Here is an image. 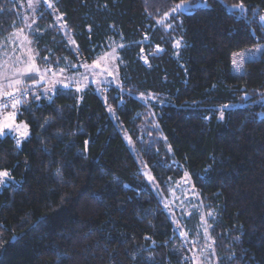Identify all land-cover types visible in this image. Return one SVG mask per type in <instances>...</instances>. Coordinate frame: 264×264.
I'll use <instances>...</instances> for the list:
<instances>
[{
    "label": "trees",
    "instance_id": "trees-1",
    "mask_svg": "<svg viewBox=\"0 0 264 264\" xmlns=\"http://www.w3.org/2000/svg\"><path fill=\"white\" fill-rule=\"evenodd\" d=\"M182 3L201 5L173 14ZM20 15L0 0V40L22 28ZM39 18L30 39L42 69L91 64L123 43L122 88L108 95L159 188L186 172L219 214V264H264V52L243 76L231 71L233 54L264 45V0H54ZM18 120L29 139H0L12 178L0 192V264H193L93 87L31 96Z\"/></svg>",
    "mask_w": 264,
    "mask_h": 264
},
{
    "label": "rangeland",
    "instance_id": "rangeland-1",
    "mask_svg": "<svg viewBox=\"0 0 264 264\" xmlns=\"http://www.w3.org/2000/svg\"><path fill=\"white\" fill-rule=\"evenodd\" d=\"M21 9V29H15L6 39L0 40V96L8 91H30L33 99L51 101L59 89H75L83 93L89 87L99 95L107 105L108 112L116 123L118 130L123 134L127 144L134 152L142 174L154 191L160 196L180 238L185 252L193 264H219L213 238V227L219 220V214L209 209L202 201L199 192L193 185L189 175L184 172L181 179L169 180L167 194L158 186L156 179L143 161L140 151L146 145L138 146L123 129L108 95L114 89L121 90L122 84L119 75L121 66L120 50L124 47L121 42H112L108 51L102 53L94 63H87L78 56V63L69 64L59 69L52 67L42 69L37 63V51L33 46L30 35L35 33L40 11L44 7L53 11L54 0H15ZM201 3H182L180 6L188 8L190 12ZM177 7V6H176ZM184 12V13H186ZM179 14V13H173ZM171 14L167 15L159 25L172 30L169 25ZM57 25L74 48L76 46L71 35L67 32L63 19L57 15ZM264 26V19H262ZM179 41V47H177ZM175 42L176 54L182 48V42ZM77 49V48H76ZM264 52V45H256L233 54L231 71L237 76L246 73V64L258 60ZM235 61V63H234ZM4 94V95H5ZM2 95V96H4ZM137 99L150 107L157 103L153 96H139ZM22 107V106H21ZM20 108L16 111L0 114V139L6 136L13 137L19 147L29 139V127L25 121L18 120ZM15 116L13 122L9 117ZM7 122L10 128L3 127ZM5 171V170H3ZM7 177H0V192L12 181L10 172Z\"/></svg>",
    "mask_w": 264,
    "mask_h": 264
},
{
    "label": "built area",
    "instance_id": "built-area-1",
    "mask_svg": "<svg viewBox=\"0 0 264 264\" xmlns=\"http://www.w3.org/2000/svg\"><path fill=\"white\" fill-rule=\"evenodd\" d=\"M8 93H12L13 95H7L0 96V114L16 111L18 108H20L26 101H28L32 93L30 91H10ZM14 98L16 100H19L20 102L16 104V106L13 108L11 105L14 102Z\"/></svg>",
    "mask_w": 264,
    "mask_h": 264
},
{
    "label": "snow or ice",
    "instance_id": "snow-or-ice-1",
    "mask_svg": "<svg viewBox=\"0 0 264 264\" xmlns=\"http://www.w3.org/2000/svg\"><path fill=\"white\" fill-rule=\"evenodd\" d=\"M242 8H243V6L241 5V9ZM187 10H188V8L182 7L180 5H177V7H175V8L172 9V12L173 13L183 14ZM173 18H175V17H173ZM168 27H171V25L169 24ZM176 43H177V47H179V41H177ZM45 59H47V58H45ZM234 63H235V61H234ZM7 95H13V94L12 93H7ZM19 102H20L19 100H16L14 98V102L12 103L11 106L14 108L16 106V104H18ZM9 119H11L14 122L15 121V116H11V117H9ZM3 127L10 128L11 125L8 124L7 122H5L3 124ZM7 176H8V172L7 171H0V177H7Z\"/></svg>",
    "mask_w": 264,
    "mask_h": 264
},
{
    "label": "crops",
    "instance_id": "crops-1",
    "mask_svg": "<svg viewBox=\"0 0 264 264\" xmlns=\"http://www.w3.org/2000/svg\"><path fill=\"white\" fill-rule=\"evenodd\" d=\"M8 92H9V91H8ZM5 93H6V92H5ZM5 93L1 94V96L4 95Z\"/></svg>",
    "mask_w": 264,
    "mask_h": 264
}]
</instances>
